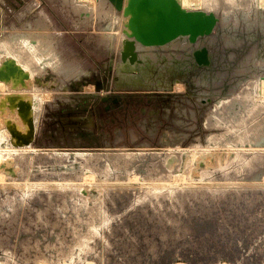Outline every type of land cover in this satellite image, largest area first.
Wrapping results in <instances>:
<instances>
[{
  "label": "rangeland",
  "instance_id": "1",
  "mask_svg": "<svg viewBox=\"0 0 264 264\" xmlns=\"http://www.w3.org/2000/svg\"><path fill=\"white\" fill-rule=\"evenodd\" d=\"M4 1L0 37L43 22L45 42L81 70L30 80L15 64L0 72V130L8 139L0 138V264H264V0H237L228 16L225 0H178L215 20L208 34L176 42L195 71L168 80L165 59L156 60L170 56L162 44L145 52L136 43L138 60L120 59L131 40L122 9L112 32L103 13L86 6ZM202 46L209 64L198 66L187 56ZM122 62L136 82L119 81ZM108 63V89L138 95L123 98L129 108L115 122L87 96ZM203 71L217 78L210 97L194 82ZM247 92L261 103L231 129L218 127L215 103L229 99L239 110L236 100ZM34 93L44 103L31 143Z\"/></svg>",
  "mask_w": 264,
  "mask_h": 264
},
{
  "label": "bare ground",
  "instance_id": "2",
  "mask_svg": "<svg viewBox=\"0 0 264 264\" xmlns=\"http://www.w3.org/2000/svg\"><path fill=\"white\" fill-rule=\"evenodd\" d=\"M64 1L73 10H80V9L82 10V8L80 7L86 6L93 11L92 12L93 15L98 16L99 14L103 13L104 28H107L112 32L121 24V19H122L121 10L115 9L113 4L109 0H64ZM200 1L202 2V4L205 5L207 4L209 5V3L213 2L212 6H214L215 5L214 2H216L217 0H200ZM225 1L228 3L227 8L225 9L226 16H228L229 10H232V8L237 6V0H225ZM246 8L248 7H244V9ZM38 28H41L42 30L38 31ZM47 31L48 28L45 26V24H43V22L42 23L38 22V24L31 27V29L21 31V33L18 35H14L13 33H10L1 36L0 37V72H5L8 70V66L6 65L5 62L10 61L11 63L17 65V67H20L24 73H27L29 76V80L32 78H38V74L44 71L51 72L56 76H60L65 73L68 74L76 73L78 75L81 69L79 66L76 65V62L71 58H67V57L66 59L62 58L57 50V46L55 43L51 44L50 40L48 42H45L44 36H47L45 35L46 33L48 34ZM181 38L182 35H179L177 36V38L161 45L163 48L169 50V54H170L169 57H171V60L169 61L168 56H167L168 58H165L164 56H160L158 54L159 56H157L156 59L157 61H162V59H165L166 61L162 65V74L165 80L171 79L172 77H174V79H177L178 77L185 76V74L188 73L189 71H195L191 64L189 65L191 67L185 65V63H187L186 60L183 59L186 58L185 51L180 49V47L177 44L181 40ZM41 41L48 44L44 45V43H41ZM174 43H176L177 46L175 47L174 45L175 48H172L173 47L172 44ZM147 49L148 50L152 49V46L143 45V50L145 52L148 51ZM189 51L191 54L190 56H187V58H189V60H192L194 57L193 54L194 48L191 47ZM116 74L119 81L122 80L123 83L124 82L130 83L137 81L133 67L132 66L129 67V65H125L124 62L120 63L117 66ZM194 82L197 85H204L209 87V91L205 90L203 94L206 97H210L211 95H213V92H215L214 82H217V78H215V76L211 74L210 71H203L200 72L198 77H195ZM251 91L255 92L256 88L253 86ZM41 95H42L41 93L33 94L34 106L37 109H39V113L36 115L34 119L36 129L38 128L39 115L44 103V100ZM236 101L235 102L238 104L237 109L239 108V110H236L235 108L234 111L233 110L231 111L230 109H232V107L231 106L229 107V105L227 104L228 102L230 103L229 99H220L217 103H215L214 105L215 108L214 110L211 111L210 116L213 122L216 125H218V127L225 125L231 129L232 128L231 123L239 124L243 122L244 118H246L248 115H250L253 112L258 102L261 103L260 101H256L254 97L251 96L250 92L242 94L241 98L237 99ZM222 103H223V107L219 108V106ZM258 130L263 132L264 124L260 125ZM258 130L257 132L254 133V135L260 134ZM0 138L5 139L8 143L7 136L5 135V132L2 130H0ZM211 141H212V137H209V142Z\"/></svg>",
  "mask_w": 264,
  "mask_h": 264
},
{
  "label": "water",
  "instance_id": "3",
  "mask_svg": "<svg viewBox=\"0 0 264 264\" xmlns=\"http://www.w3.org/2000/svg\"><path fill=\"white\" fill-rule=\"evenodd\" d=\"M115 9L121 10L127 18V35L131 40L125 42L120 59L128 57L129 62L138 60L136 43L140 45H158L171 41L179 35H187L194 41L198 36L208 34L214 24L212 13L187 10L178 0H109ZM6 61V60H5ZM194 61L198 66L209 64L206 46L194 51ZM10 69H16L13 63L6 62ZM34 131L31 143L34 138Z\"/></svg>",
  "mask_w": 264,
  "mask_h": 264
},
{
  "label": "flooded vegetation",
  "instance_id": "4",
  "mask_svg": "<svg viewBox=\"0 0 264 264\" xmlns=\"http://www.w3.org/2000/svg\"><path fill=\"white\" fill-rule=\"evenodd\" d=\"M103 68H100V72H101V77L99 78L100 80H97V86H98V89H95L94 85V89L92 92H90L89 94H87V96H89L90 98H92V103H94L95 101H100V103L102 104V113L103 114H112V118L109 119V121L111 120V122H115V117H114V114L118 111H122L124 110L125 108L128 109L129 106L126 105L125 107L123 106V98L124 97H137L138 95H135L137 94V92H119V93H116V92H113V91H110V89H108V80H107V76H108V67L110 66V64H106V65H102ZM114 72V71H113ZM93 75V72L91 74L90 77L88 78H91ZM114 74H113V78H112V82L114 84ZM100 87V89H99ZM126 94H130V95H126ZM140 97H142V95H139ZM90 108V111H92V113H94L95 115H98L99 114V109L98 107H96L95 104H92L91 106H89ZM125 109V110H126ZM142 110H144L143 107H140L138 109V111L142 112ZM121 133V130L120 129H117L116 133ZM154 132V131H153ZM81 137H83L84 141L86 143H89L91 142V140L89 139V137H86L87 135L86 134H80Z\"/></svg>",
  "mask_w": 264,
  "mask_h": 264
},
{
  "label": "crops",
  "instance_id": "5",
  "mask_svg": "<svg viewBox=\"0 0 264 264\" xmlns=\"http://www.w3.org/2000/svg\"><path fill=\"white\" fill-rule=\"evenodd\" d=\"M4 4H5V1H4V0H0V7L3 6ZM68 111H69V110H68ZM66 112H67V111H64V112H63V113H65V116L62 117L63 119H67V117H66ZM63 119H62V120H63ZM70 119H73V118H70ZM37 134H38V130L36 129V131H35V133H34V138H33V142H32V143H34V142L36 141L37 136H38ZM52 134H53V133H51V135H52Z\"/></svg>",
  "mask_w": 264,
  "mask_h": 264
}]
</instances>
